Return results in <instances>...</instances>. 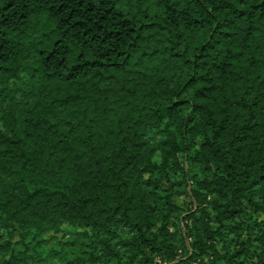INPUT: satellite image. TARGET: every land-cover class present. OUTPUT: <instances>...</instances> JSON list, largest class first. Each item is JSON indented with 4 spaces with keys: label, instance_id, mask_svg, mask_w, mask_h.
Wrapping results in <instances>:
<instances>
[{
    "label": "trees",
    "instance_id": "obj_1",
    "mask_svg": "<svg viewBox=\"0 0 264 264\" xmlns=\"http://www.w3.org/2000/svg\"><path fill=\"white\" fill-rule=\"evenodd\" d=\"M52 262L264 264V0H0V264Z\"/></svg>",
    "mask_w": 264,
    "mask_h": 264
},
{
    "label": "rangeland",
    "instance_id": "obj_2",
    "mask_svg": "<svg viewBox=\"0 0 264 264\" xmlns=\"http://www.w3.org/2000/svg\"><path fill=\"white\" fill-rule=\"evenodd\" d=\"M199 128L198 126H195L192 130V133L191 135H195V134H199L200 131H198ZM196 148H199L198 144L195 146ZM205 164V160L203 157L199 158L194 164H192L190 167H192V171H194L195 174L197 173H200L201 170H200V167L201 165ZM208 172V176L209 177H212L213 176V173H211V171H207ZM191 179H192V176H191ZM170 195L173 197V200L175 202V205L173 206L172 208V215H171V218H170V222L168 223L170 226V228L172 230H174V232L176 233V239L178 240V243H180V232L183 228V233L187 236L186 237V240L188 242L191 241V232H190V223H191V219H189L188 217L185 216V214L183 212H180V210H184L186 208V204L188 203V198H186L184 195L176 192V191H172L170 193ZM213 195H208L207 197V200H205V202H208L210 201V199H212ZM205 207L204 210H207V211H211V212H215L212 208H211V205L210 204H207L205 203L203 205ZM249 212H251L250 208H247ZM180 213V214H179ZM198 215H200V212H198ZM188 225V226H186ZM69 227L68 224L66 223H63L61 224V229H67ZM62 234V231H60V233L58 235H61ZM254 245V244H253ZM116 247H118L116 245ZM217 248L221 251V253H224L225 251H227V249L223 248L222 247V244L221 243H217ZM251 250L253 249V247L250 248ZM109 251V249H107ZM224 261V260H222ZM58 262H52L51 264H57ZM189 264H194L193 262L192 263H189Z\"/></svg>",
    "mask_w": 264,
    "mask_h": 264
}]
</instances>
